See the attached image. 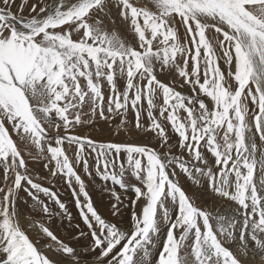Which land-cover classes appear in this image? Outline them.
I'll return each instance as SVG.
<instances>
[{
  "label": "snow or ice",
  "instance_id": "1",
  "mask_svg": "<svg viewBox=\"0 0 264 264\" xmlns=\"http://www.w3.org/2000/svg\"><path fill=\"white\" fill-rule=\"evenodd\" d=\"M15 3L0 0V264H264V0ZM97 117L141 142L76 131ZM25 154L72 191L84 227L67 241L20 211L24 194L72 221ZM78 168L130 215L103 216Z\"/></svg>",
  "mask_w": 264,
  "mask_h": 264
},
{
  "label": "rangeland",
  "instance_id": "2",
  "mask_svg": "<svg viewBox=\"0 0 264 264\" xmlns=\"http://www.w3.org/2000/svg\"><path fill=\"white\" fill-rule=\"evenodd\" d=\"M47 1L48 0H44V3ZM137 2L138 3H150V0H140V1L137 0ZM25 3L26 2L24 1L22 4H25ZM33 4H37L39 7L40 0H28V4L26 5V7L23 8V15H25V16L35 15V13H30V8ZM15 5L17 7H15ZM15 5L13 6L12 11L18 12L20 4H15ZM38 7H37V11H38ZM178 90L183 91V89H178ZM104 91H105V95H107L108 90H107L106 86L104 88ZM129 120L134 121V116L130 115ZM118 124H119V118L112 121L111 123H106L104 121H100L99 118L97 117V121H96L94 126H92L91 128L85 126L83 128H78L76 131L80 135L90 136L91 138L98 140V141H109V140H111V141H115V142H141V137L139 135H137L134 132V130L129 131L128 128H118L117 127ZM129 127H131V125ZM21 148L25 152H31L33 156L37 155V153L35 152V149L30 147V146L27 149H24V146L21 145ZM69 154L71 155V153H69ZM24 158L28 163V167H29L30 171L32 172L33 177L34 178L39 177V179H37V182L41 183L45 187H49L52 190L56 191L58 193L60 200L66 205L67 209L71 207L72 210L68 209V211L71 213V216H72V221L70 224L71 227L68 225L69 221L67 219L62 218V216H58V215H53L51 218L44 217L42 215L44 220L41 221V222H44V224L46 226L48 225L47 227H50L49 229L53 233H55L54 231L56 230V233L54 235H56L59 239L64 238L62 240L67 241L69 239V234H68V237L66 238L67 233L72 231V229L76 223L80 222L81 227L82 228L84 227L82 221H80L79 210L75 206V201H74V198L72 196L71 189L68 188V186L63 182L62 179L52 180V178L49 176V174L46 172V170L43 167V164L45 162L43 159L38 158V159L34 160L27 154H25ZM77 171L82 176V178L85 180L87 190H88V192L92 198L94 206L97 208V210L103 216L110 218L112 220V222L118 223L119 220L127 218L130 215V210L122 209V212L124 213L123 217H111V215H110L111 207L110 206H111V203L114 201L112 200L110 193H108L104 190V186H105L104 182H101L99 180V178L89 179L83 173L82 168H78ZM177 171H179V170H177ZM43 174L46 175V177ZM50 181H52V182H50ZM129 182L135 183L134 179H132V178H129ZM107 187L108 188L115 187V190L118 192V194L121 196V199L124 200L125 203H128V200L133 196V193L130 192L131 190L125 192V191L119 189L117 186H113L111 183H108ZM197 195H198V193H197ZM24 197H25L24 194H21V200H20L21 203H24V199H25ZM21 203H20V205H21ZM30 203H31V201L29 199L28 204H30ZM28 204H26L27 208L25 207L26 208L25 210L30 209L29 215L31 216V218L37 220L36 214L32 211V209L30 207H28ZM49 207L52 208L54 212L58 211V208L54 203H50ZM225 207L226 206L221 207V209H224ZM32 213H34V214H32ZM23 215L25 218H29L28 216H26V214L23 213ZM50 220L55 221V226L52 225L51 223H49ZM72 223H73V225H72ZM67 230H68V232H67ZM65 234H66V236H65ZM30 236L33 237L32 233H30ZM89 259H92V257H89Z\"/></svg>",
  "mask_w": 264,
  "mask_h": 264
},
{
  "label": "bare ground",
  "instance_id": "3",
  "mask_svg": "<svg viewBox=\"0 0 264 264\" xmlns=\"http://www.w3.org/2000/svg\"><path fill=\"white\" fill-rule=\"evenodd\" d=\"M25 0H16V3L15 4H22L23 2H24ZM49 1V0H48ZM45 2V3H50L51 2V0L49 1V2ZM140 1V0H139ZM28 4V0H26V3L25 4H23L24 5V7H26V5ZM15 7H17L16 5H15ZM179 89V88H178ZM44 175V174H43ZM45 177H46V175H44ZM131 192V191H130ZM132 195V194H131ZM198 195H199V193H198ZM23 196V195H22ZM25 198V197H24ZM23 199V198H22ZM205 199H208V197L207 196H205ZM21 203V202H20ZM224 206H226L225 208H227L228 207V205L227 204H224L222 201L221 202H218L217 203V207H219V208H221V207H224ZM26 204H24V203H21V205H20V211H22V213H24V214H26V216H28V217H31L30 215H29V211H30V209H28V210H25L26 208ZM68 209H71V207L70 208H68ZM74 209V208H73ZM72 210V209H71ZM32 214H34V213H32ZM33 216V215H32ZM37 216V221H42V220H44L43 219V217H42V215H36ZM35 216V217H36ZM75 216V215H74ZM44 217H46V216H44ZM76 217V216H75ZM57 218V217H56ZM55 218V219H56ZM66 221V220H65ZM68 222V221H67ZM43 224H44V222H42ZM49 223H51L52 225H54L55 226V221L54 220H50V222ZM80 223V222H79ZM68 225L70 226V224L68 223ZM72 225H73V223H72ZM48 226V225H47ZM71 227V226H70ZM50 228V227H49ZM31 232L30 233H32V238L34 239V241H39L38 242V244H37V247L41 250V251H43V252H45L46 254H50V252H49V248H47V247H45V245H52V244H54V242H52L51 240H50V238H45L42 234H40V232H39V229H33V230H30ZM70 231V230H69ZM55 233H56V230L54 231ZM67 232H68V230H67ZM54 233V234H55ZM65 233V232H64ZM63 233V234H64ZM61 234V233H60ZM68 234H69V232L67 233V236H66V234H65V236H66V238L68 237ZM59 235V234H58ZM62 235V234H61ZM64 236V237H65ZM62 239H64V238H62ZM82 250V249H81ZM247 259V262H248V264H258V258H253V256L251 255V253L249 254V256L246 258Z\"/></svg>",
  "mask_w": 264,
  "mask_h": 264
}]
</instances>
